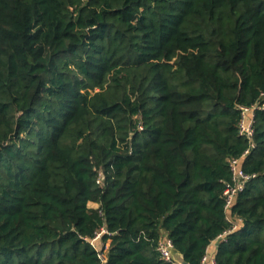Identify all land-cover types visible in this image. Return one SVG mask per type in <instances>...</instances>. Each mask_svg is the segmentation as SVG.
I'll use <instances>...</instances> for the list:
<instances>
[{
  "label": "trees",
  "instance_id": "16d2710c",
  "mask_svg": "<svg viewBox=\"0 0 264 264\" xmlns=\"http://www.w3.org/2000/svg\"><path fill=\"white\" fill-rule=\"evenodd\" d=\"M255 104L217 264H264V0H0V264H101L103 228L107 264H202Z\"/></svg>",
  "mask_w": 264,
  "mask_h": 264
},
{
  "label": "built area",
  "instance_id": "2783aa9c",
  "mask_svg": "<svg viewBox=\"0 0 264 264\" xmlns=\"http://www.w3.org/2000/svg\"><path fill=\"white\" fill-rule=\"evenodd\" d=\"M260 108L259 104H255L251 107L241 106L239 109L241 111V119L239 122V136L246 139L249 142V148L246 152L239 158H232L229 160V167L232 174V180L225 184L224 199H225V210L228 214V220L231 222L232 227L226 230L224 233L219 235L207 248L204 257L202 258V264H217L216 252L221 243H225L228 240V236L233 232L241 228V220L232 219L230 216V211L235 204V201L240 193L244 192L247 188L249 182L254 180L257 175L249 174L244 170L243 164L245 159L249 156L252 149L255 148V112ZM98 183L101 185L103 183V176L100 175ZM98 207V206H97ZM108 230L103 228L97 232L95 238L91 243L99 252V258L101 264H107L108 256L107 250L109 248L108 244L102 242V237L104 234H108ZM157 250L159 251L163 261L169 264H180L174 259L173 252L175 247L172 241L168 238L166 234L163 233L161 237Z\"/></svg>",
  "mask_w": 264,
  "mask_h": 264
},
{
  "label": "water",
  "instance_id": "95a60500",
  "mask_svg": "<svg viewBox=\"0 0 264 264\" xmlns=\"http://www.w3.org/2000/svg\"><path fill=\"white\" fill-rule=\"evenodd\" d=\"M173 255H174V259L180 264H190L186 261L184 255L180 253L178 250L175 249Z\"/></svg>",
  "mask_w": 264,
  "mask_h": 264
},
{
  "label": "rangeland",
  "instance_id": "374dc122",
  "mask_svg": "<svg viewBox=\"0 0 264 264\" xmlns=\"http://www.w3.org/2000/svg\"><path fill=\"white\" fill-rule=\"evenodd\" d=\"M93 204H90V206H92ZM93 206H95V208L97 207V205L96 204H94Z\"/></svg>",
  "mask_w": 264,
  "mask_h": 264
},
{
  "label": "crops",
  "instance_id": "0c3cea01",
  "mask_svg": "<svg viewBox=\"0 0 264 264\" xmlns=\"http://www.w3.org/2000/svg\"><path fill=\"white\" fill-rule=\"evenodd\" d=\"M93 205H94V204H93ZM93 205H92L91 207L95 208V206H93ZM96 205H97V204H96Z\"/></svg>",
  "mask_w": 264,
  "mask_h": 264
}]
</instances>
